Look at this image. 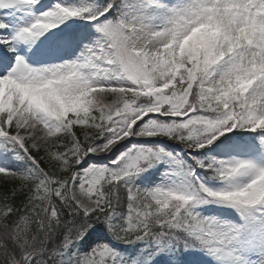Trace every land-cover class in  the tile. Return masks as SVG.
I'll return each instance as SVG.
<instances>
[{"label":"snow or ice","instance_id":"obj_1","mask_svg":"<svg viewBox=\"0 0 264 264\" xmlns=\"http://www.w3.org/2000/svg\"><path fill=\"white\" fill-rule=\"evenodd\" d=\"M0 174V264H264V0H0Z\"/></svg>","mask_w":264,"mask_h":264},{"label":"trees","instance_id":"obj_2","mask_svg":"<svg viewBox=\"0 0 264 264\" xmlns=\"http://www.w3.org/2000/svg\"><path fill=\"white\" fill-rule=\"evenodd\" d=\"M7 187L10 189L12 187V185H7ZM5 189V184H4V180L2 178H0V193H2Z\"/></svg>","mask_w":264,"mask_h":264},{"label":"rangeland","instance_id":"obj_3","mask_svg":"<svg viewBox=\"0 0 264 264\" xmlns=\"http://www.w3.org/2000/svg\"><path fill=\"white\" fill-rule=\"evenodd\" d=\"M43 154V152H41Z\"/></svg>","mask_w":264,"mask_h":264}]
</instances>
